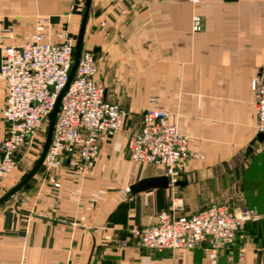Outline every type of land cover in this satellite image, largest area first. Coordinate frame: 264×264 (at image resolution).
I'll use <instances>...</instances> for the list:
<instances>
[{
  "label": "crops",
  "instance_id": "1",
  "mask_svg": "<svg viewBox=\"0 0 264 264\" xmlns=\"http://www.w3.org/2000/svg\"><path fill=\"white\" fill-rule=\"evenodd\" d=\"M84 2L0 0V64L2 46L21 45L38 25L48 40L64 31L75 43ZM83 49L94 53L106 101L127 110L122 127L84 176L68 159L51 173L42 164L0 204V264H264V220L248 222L213 259L206 243L156 251L131 233L162 210L193 214L216 203L264 213V140L251 143L250 87L264 70V0H91ZM4 87L0 78V110ZM149 107L168 111L200 154L166 185L160 165L133 161L126 148ZM4 128L0 115V140ZM33 140L0 179V196L35 163Z\"/></svg>",
  "mask_w": 264,
  "mask_h": 264
},
{
  "label": "built area",
  "instance_id": "2",
  "mask_svg": "<svg viewBox=\"0 0 264 264\" xmlns=\"http://www.w3.org/2000/svg\"><path fill=\"white\" fill-rule=\"evenodd\" d=\"M192 24L194 30L200 28L197 15ZM46 34V29L38 25L21 45L2 46L0 78L5 85V100L0 115L5 128L0 140V179L16 166V153L22 146L44 131L57 95L68 80L74 41L64 31L58 33L57 41L48 40ZM95 73L94 53L82 49L56 113L42 163L47 172L68 159L77 175L84 176L92 168L102 141L122 127L127 110L117 102L106 101L104 87L93 79ZM250 87L256 96V132L264 135V70L251 79ZM188 143L189 136L170 121L168 111L149 107L142 114L140 126L128 137L126 148L131 160L160 165L164 175L173 181L189 158L200 156L189 149ZM54 185L59 183L54 181ZM261 220L264 213L256 209L231 210L213 203L193 214L176 215L162 210L155 223L131 233L138 246L156 251L190 250L206 243L203 249L213 259L221 250H231L236 234L248 222Z\"/></svg>",
  "mask_w": 264,
  "mask_h": 264
},
{
  "label": "water",
  "instance_id": "3",
  "mask_svg": "<svg viewBox=\"0 0 264 264\" xmlns=\"http://www.w3.org/2000/svg\"><path fill=\"white\" fill-rule=\"evenodd\" d=\"M90 1L91 0H85V2H84V11H83L82 19H81L80 28H79V31L77 34V38H76V41L74 43L73 62L71 64V67L69 70L68 80H67L65 86L60 90L59 94L57 95L54 106L48 115L47 128L45 130V139H44V142L42 144V149H41V152L39 154V157L37 158V160L35 161L33 166L23 174L22 178L16 184L12 188H10L7 192H5L2 196H0V204L2 202L6 201L11 195L16 193L37 172V170L40 168V166L43 163V159H44L46 150H47L48 145L50 143L53 125L55 122L56 113L58 111L61 98H62L66 88L68 87L69 83L71 82V80L74 76V73H75V70H76V67L78 64V60H79V57H80L82 49H83L84 29H85L86 19L88 16ZM263 140H264V135L262 133H257L254 140L251 143L253 144L255 141L261 142ZM250 149H251V147H249V150ZM162 180H163V185H166L170 181L166 175L163 177ZM145 183L149 184V182H147V181H142V182L135 184L132 187V189L135 191L138 189L140 184H145Z\"/></svg>",
  "mask_w": 264,
  "mask_h": 264
},
{
  "label": "rangeland",
  "instance_id": "4",
  "mask_svg": "<svg viewBox=\"0 0 264 264\" xmlns=\"http://www.w3.org/2000/svg\"><path fill=\"white\" fill-rule=\"evenodd\" d=\"M46 128H47V121L45 122V126H44V131H39L33 138H34V142L31 144V148L32 147H34L33 149V156H34V161H36L37 160V158L39 157V154H40V152H41V149H42V144H43V142H44V139H45V130H46ZM32 138V139H33ZM33 161V162H34ZM26 162V161H25ZM17 166H19L18 165V163H17ZM28 166V165H27Z\"/></svg>",
  "mask_w": 264,
  "mask_h": 264
}]
</instances>
